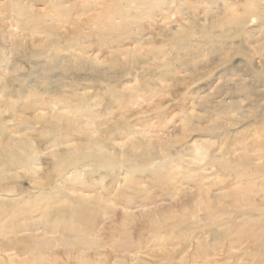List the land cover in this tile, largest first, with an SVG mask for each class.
<instances>
[{"label": "rangeland", "instance_id": "1", "mask_svg": "<svg viewBox=\"0 0 264 264\" xmlns=\"http://www.w3.org/2000/svg\"><path fill=\"white\" fill-rule=\"evenodd\" d=\"M262 212L264 0H0L3 261L264 264Z\"/></svg>", "mask_w": 264, "mask_h": 264}, {"label": "bare ground", "instance_id": "2", "mask_svg": "<svg viewBox=\"0 0 264 264\" xmlns=\"http://www.w3.org/2000/svg\"><path fill=\"white\" fill-rule=\"evenodd\" d=\"M252 12L250 11V10H246V13L245 14H248V15H250ZM258 13V12H257ZM246 19V16H243V18H241V19H236V21H233L232 23H236V24H238L239 22H243L244 23V20ZM230 21H229V23L228 24H232ZM112 25V24H111ZM119 28V27H118ZM256 169L257 168H259V166H256L255 167ZM248 209H256V208H258V207H251V206H249L248 205ZM262 214H264L263 212H262ZM262 214L260 213L259 214V217L258 218H260L261 216H262ZM264 216V215H263ZM254 217H256V215L255 216H253V218ZM234 227V228H233ZM233 227H231L230 226V228H228L227 229V231H228V233L229 232H235V230H236V227H239V226H233ZM254 225H252V223L250 222H248L245 226H243V227H239V229L237 230V232H240L241 234H244V235H247V237L248 238H251V239H257L258 237H257V234H258V230H254ZM260 232V231H259ZM260 236H264V230L262 231V232H260V234H259V237ZM257 237V238H256ZM257 242V241H256ZM258 244H260V246L261 247H264V242H257ZM9 263L8 262H5V261H3L1 258H0V264H6V263H8V264H16V263H14V261H13V259H10L9 258ZM200 264V263H199ZM202 264H204V263H202Z\"/></svg>", "mask_w": 264, "mask_h": 264}]
</instances>
